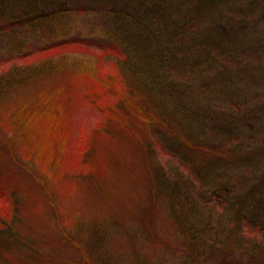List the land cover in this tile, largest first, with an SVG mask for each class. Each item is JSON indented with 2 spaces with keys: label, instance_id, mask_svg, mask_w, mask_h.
I'll list each match as a JSON object with an SVG mask.
<instances>
[{
  "label": "rangeland",
  "instance_id": "obj_1",
  "mask_svg": "<svg viewBox=\"0 0 264 264\" xmlns=\"http://www.w3.org/2000/svg\"><path fill=\"white\" fill-rule=\"evenodd\" d=\"M250 1L237 0L230 8L229 25L234 29L227 48L230 75L216 79L217 85L206 79L214 88L227 84L232 90L240 108L223 104L222 94L219 102L236 116L247 108L264 107V48L260 44L264 45V6L260 5L264 0L254 5L255 11L247 7ZM78 6L85 9L54 21L50 34L39 32L35 21L30 22L34 27L19 19L12 27L0 28V82H5L14 66L28 68L47 60L38 52L39 40L64 41L51 58H71L63 72L55 70L44 78L35 75L3 88L0 210L16 216L12 224L16 241L10 238L0 244V264H264V198L259 195L264 194V155L234 169L248 181L247 189L260 192L241 206L242 190L227 192L210 182L203 184L188 164L166 148L163 138L154 136L147 122L123 133V124L113 123V114H109L111 124L98 109L92 114L90 104H82L85 96L76 103L70 88L75 82L80 90L86 87L78 74L84 71L81 65L99 63L96 43L113 37L114 30L101 4L93 13L86 5ZM20 10L17 13L26 18ZM222 49L216 51L217 57H225ZM103 54L92 87H103L100 103L115 105L117 96L128 95V76L132 80L136 74L123 57L115 60L109 51ZM190 80L184 79V84L192 86ZM60 105L69 128L60 124L57 136L54 126L59 125ZM36 112L54 119L38 123L32 118ZM254 126L233 131L243 144L234 151L264 145V121ZM82 127L93 141L86 136L81 151L75 139ZM41 162L43 167L38 166ZM229 203L235 209L230 210ZM234 210H239L236 218Z\"/></svg>",
  "mask_w": 264,
  "mask_h": 264
},
{
  "label": "trees",
  "instance_id": "obj_2",
  "mask_svg": "<svg viewBox=\"0 0 264 264\" xmlns=\"http://www.w3.org/2000/svg\"><path fill=\"white\" fill-rule=\"evenodd\" d=\"M235 2L237 0H0V28L12 27L11 25L19 19L24 25L34 26L36 22L39 32L50 34L54 21L64 19L76 10L80 12L85 9L80 6L77 9V4L86 5L90 13L97 11L98 5L101 4L111 16L110 28L114 30L113 37L104 40V43H96V57L101 60L103 52L106 51L114 55L112 59L119 60L123 57L124 64L131 66V70L136 74L133 77L136 79L131 80L128 76L131 87L127 88V96H119V99L117 96L115 105H104L99 102L100 96L104 94L103 87H92L93 83H96L94 78L100 74L101 61L96 64L97 68L90 63L82 64L81 69L84 71L78 74L82 76L79 78H83L81 81L86 87L80 90L76 82L75 87H69L74 94V101L78 103V100L85 96L86 100H83L82 104H90L92 114L98 109L110 124L109 114H113V123L123 124V133L128 129L136 131L135 126L138 123L147 122V127L153 131L154 136L163 138L166 148L188 164L192 174L201 178L203 184L210 182L212 186L215 184L227 192H236L235 188L242 190L238 203L245 205L252 195L260 192H255L253 188L247 189L248 185L245 187L244 183L248 181L243 179L242 173L237 174L234 169L238 164L261 158L260 156L264 155V145L252 151L249 149L237 153L234 150L243 147L242 137L233 131H247L245 127L251 130L257 128L254 125L260 126L264 121V107L247 108L236 116L229 107L224 108L219 102L222 94L225 98L223 104L232 108L235 105L241 107V104L234 100L232 90L226 87L227 84L225 88H214L211 84H206V79H209L217 85L216 79L229 76L232 71L230 58H227V48L230 37L233 36L231 31L234 30L229 25L232 21L230 8ZM258 2L259 0H251L247 7L253 9ZM260 5L264 6V2ZM19 8L23 9L26 18H21L17 13L21 12ZM27 15L30 16L29 20ZM205 18H208L207 22L203 20ZM236 31L241 32L239 28ZM260 44L264 48V45ZM61 45H64L62 40H48L45 43L39 40L38 52H42L47 60H38V66L34 64L28 68L14 66V69L7 73L10 74L5 75V82H0V97L5 95L7 88L26 82L32 76V79L35 75L44 78L52 71H65L63 68L70 65V57L59 55L51 58ZM222 45L225 49H222ZM23 48L22 46L20 50ZM221 49L225 57L220 58L217 57L219 55L216 51ZM26 70L33 73L25 72ZM184 79L192 81L193 85L184 84ZM67 103L71 109H75L71 100ZM58 111L56 122L59 125L54 126L57 136L60 124L63 127L69 124L64 105H60ZM33 115L35 121H41L38 123L54 119L49 114L45 115V112H36ZM76 125L79 123L73 126ZM64 128L69 127L66 125ZM80 132L75 144L78 145V150L82 151L88 138L93 141V135H86L83 127ZM147 148L149 149L148 145ZM38 166H42V162L38 163ZM234 178H237L236 186L233 183ZM156 184L158 186V182ZM259 195L264 198L262 191ZM233 207L235 205L229 203V209H235ZM238 213L239 210H234L233 217L236 218ZM15 217L0 210V244L10 238L13 242L16 241L12 229Z\"/></svg>",
  "mask_w": 264,
  "mask_h": 264
}]
</instances>
